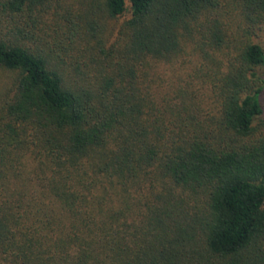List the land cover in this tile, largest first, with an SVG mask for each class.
Wrapping results in <instances>:
<instances>
[{
	"label": "trees",
	"instance_id": "obj_1",
	"mask_svg": "<svg viewBox=\"0 0 264 264\" xmlns=\"http://www.w3.org/2000/svg\"><path fill=\"white\" fill-rule=\"evenodd\" d=\"M264 0H0V264H264Z\"/></svg>",
	"mask_w": 264,
	"mask_h": 264
},
{
	"label": "rangeland",
	"instance_id": "obj_2",
	"mask_svg": "<svg viewBox=\"0 0 264 264\" xmlns=\"http://www.w3.org/2000/svg\"><path fill=\"white\" fill-rule=\"evenodd\" d=\"M70 3L72 0H67ZM264 47V33L258 38ZM12 79V73L0 68V97L8 90L9 83Z\"/></svg>",
	"mask_w": 264,
	"mask_h": 264
}]
</instances>
